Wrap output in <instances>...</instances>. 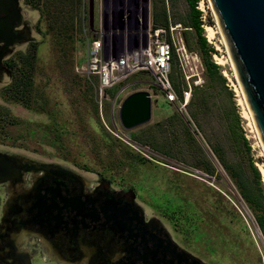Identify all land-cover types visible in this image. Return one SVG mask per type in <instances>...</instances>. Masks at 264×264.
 <instances>
[{
    "label": "rangeland",
    "instance_id": "1",
    "mask_svg": "<svg viewBox=\"0 0 264 264\" xmlns=\"http://www.w3.org/2000/svg\"><path fill=\"white\" fill-rule=\"evenodd\" d=\"M46 1L20 0L29 38L13 45L7 56L26 53L29 44L36 43L33 87L46 110L33 112L3 99L1 90L11 81L9 70L3 71L0 110L8 118L0 127V152L20 160L34 174L59 169L88 184L99 181L132 195L145 217L161 224L177 245L203 264H264V233L255 218L256 213L264 215V150L208 1L199 0L196 8L201 11L203 34L214 48L209 56L224 82L218 74L207 75L191 28L180 24L169 34L177 60L170 73L181 91L190 87L189 99L195 86L202 91L191 104L178 96L174 102L166 101L150 71L130 72L103 92L83 71L88 46L100 37V24L126 21L130 33H113L115 42L144 38L153 28V14H161L163 7L169 27L179 24L173 20L186 18V0H73L71 9L61 12H53ZM68 15L71 30H66ZM138 90L152 96L151 120L126 131L118 121V105ZM170 116L172 120L164 123ZM158 121L163 124L152 129ZM45 124H54L63 135L42 137ZM213 148L220 150L256 198L255 210L240 196ZM211 164L214 170L209 174Z\"/></svg>",
    "mask_w": 264,
    "mask_h": 264
},
{
    "label": "flooded vegetation",
    "instance_id": "2",
    "mask_svg": "<svg viewBox=\"0 0 264 264\" xmlns=\"http://www.w3.org/2000/svg\"><path fill=\"white\" fill-rule=\"evenodd\" d=\"M19 4L0 0V74L13 45L29 38ZM0 264L203 263L145 217L132 195L59 169L34 174L0 152Z\"/></svg>",
    "mask_w": 264,
    "mask_h": 264
},
{
    "label": "water",
    "instance_id": "3",
    "mask_svg": "<svg viewBox=\"0 0 264 264\" xmlns=\"http://www.w3.org/2000/svg\"><path fill=\"white\" fill-rule=\"evenodd\" d=\"M225 43L239 88L264 150V0H207ZM147 17H149L146 8ZM19 19L15 10L10 21ZM12 24L7 34L12 38ZM6 31V30H5ZM152 96L146 90L126 95L118 121L128 131L151 120Z\"/></svg>",
    "mask_w": 264,
    "mask_h": 264
},
{
    "label": "trees",
    "instance_id": "4",
    "mask_svg": "<svg viewBox=\"0 0 264 264\" xmlns=\"http://www.w3.org/2000/svg\"><path fill=\"white\" fill-rule=\"evenodd\" d=\"M35 0H25L27 4H32ZM76 1V0H75ZM199 0H186L188 6H189V15L186 18L182 19H175L171 23L176 24H182L185 28H191L193 30V33L196 37V40L198 42L199 50L202 53L203 57V66L205 68V71L210 73L211 75L218 74V78L222 80V82L225 81V79L222 77V75L218 72L219 66L214 63L210 56V52H214V48L211 47L208 44V41L203 34L204 27L202 26V20L200 18L201 11L196 8L197 3ZM45 3H49V6L53 10H61L63 9H71L73 5V0H48ZM52 3V5H51ZM60 11V12H61ZM161 18V19H160ZM68 23V28L66 30H71V24L72 19L68 15L65 19ZM153 28H169V22L167 20V11L165 7L162 8L161 14H153ZM60 32V31H59ZM36 53H37V45L36 43H30L29 47L27 49L26 53L17 52L15 53L8 61L7 67L9 70V75L11 77L10 83H8L4 88L1 90V95L3 99L7 101H13L15 103L21 104L26 109H29L33 112L37 113H43L45 112L46 108L44 107L45 104L39 100V97L36 95V90H34L33 83H34V68H35V61H36ZM172 61H175V64L177 63V60L175 58L174 49L171 46V63ZM168 80L170 82L171 88L173 92L175 93V96H178L177 98L182 100L183 98V91L180 90V87L178 83H176L173 73L169 72L168 74ZM185 88V87H184ZM186 89V88H185ZM202 91L198 86L194 87V94L189 99L188 104L193 103V101L196 98L197 94H200ZM204 99V97H202ZM8 118L7 112L0 110V127L2 126L4 119ZM172 116L166 118L164 120L165 122L171 121ZM163 123L158 121L155 123V125L152 126V129H159V127ZM62 128V127H60ZM35 132V130H30V133ZM58 133V136L63 135V132L58 129H56V126L54 124H45L44 128L42 129V137H50L51 134H53L54 137H56V134ZM189 140L193 139V136L190 134L188 136ZM138 141V140H136ZM139 142V141H138ZM152 149L156 150L157 152H160L161 154H164L165 156H171L168 153H165L163 151L158 150L156 147H152ZM213 151L217 153V160L221 167L227 172V174L230 176L232 181L234 182L236 188L238 189L240 196L243 198V200L248 204V207L252 210L256 209V198L250 195L246 189L245 186L242 184L241 179L237 175L236 170L234 167L229 163V161L224 157L223 154H220V150L217 148H213ZM252 170L254 172V175L259 178V171L256 167H254L252 164ZM213 166L211 164V168L207 169V172L210 174L213 172ZM215 193H217L215 190L211 189ZM219 194V193H217ZM256 220L257 224L259 225L261 231L264 233V215L261 213H256ZM188 223V219L186 220Z\"/></svg>",
    "mask_w": 264,
    "mask_h": 264
},
{
    "label": "built area",
    "instance_id": "5",
    "mask_svg": "<svg viewBox=\"0 0 264 264\" xmlns=\"http://www.w3.org/2000/svg\"><path fill=\"white\" fill-rule=\"evenodd\" d=\"M112 7L113 10L116 9L114 4ZM83 15L87 16V13ZM179 25L176 24L175 27H169L168 29L149 27L144 38H128L130 39L128 41V39L122 37V41L115 42L112 37L113 33L120 32L124 36V34L130 32H126V21L120 25L116 20L109 19L107 27L99 25L97 29V33L100 34L99 39H93L90 42L83 71L89 79L96 80L98 89L101 92L119 82L130 72L150 71L158 78L166 101L174 102L176 96L168 80L171 65L169 34L171 30ZM189 96L190 87L188 86L183 91L184 102L188 101ZM135 143L138 142L135 141ZM149 149L152 148L149 147Z\"/></svg>",
    "mask_w": 264,
    "mask_h": 264
},
{
    "label": "bare ground",
    "instance_id": "6",
    "mask_svg": "<svg viewBox=\"0 0 264 264\" xmlns=\"http://www.w3.org/2000/svg\"><path fill=\"white\" fill-rule=\"evenodd\" d=\"M207 34H208V36H212V30H211V28H207Z\"/></svg>",
    "mask_w": 264,
    "mask_h": 264
},
{
    "label": "crops",
    "instance_id": "7",
    "mask_svg": "<svg viewBox=\"0 0 264 264\" xmlns=\"http://www.w3.org/2000/svg\"><path fill=\"white\" fill-rule=\"evenodd\" d=\"M152 106V105H151Z\"/></svg>",
    "mask_w": 264,
    "mask_h": 264
}]
</instances>
